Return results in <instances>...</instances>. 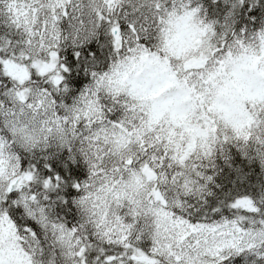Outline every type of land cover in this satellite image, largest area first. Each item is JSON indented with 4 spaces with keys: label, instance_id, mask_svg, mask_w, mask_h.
<instances>
[{
    "label": "snow or ice",
    "instance_id": "6c2138e0",
    "mask_svg": "<svg viewBox=\"0 0 264 264\" xmlns=\"http://www.w3.org/2000/svg\"><path fill=\"white\" fill-rule=\"evenodd\" d=\"M0 264H264V0H0Z\"/></svg>",
    "mask_w": 264,
    "mask_h": 264
}]
</instances>
